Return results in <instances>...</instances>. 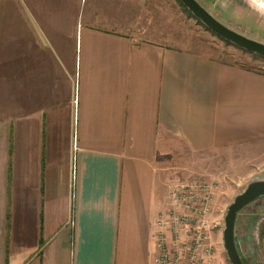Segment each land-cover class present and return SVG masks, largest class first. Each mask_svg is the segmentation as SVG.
I'll use <instances>...</instances> for the list:
<instances>
[{
    "label": "crops",
    "instance_id": "crops-1",
    "mask_svg": "<svg viewBox=\"0 0 264 264\" xmlns=\"http://www.w3.org/2000/svg\"><path fill=\"white\" fill-rule=\"evenodd\" d=\"M129 22L104 0H0V264H156L161 152L264 140V73Z\"/></svg>",
    "mask_w": 264,
    "mask_h": 264
},
{
    "label": "rangeland",
    "instance_id": "rangeland-1",
    "mask_svg": "<svg viewBox=\"0 0 264 264\" xmlns=\"http://www.w3.org/2000/svg\"><path fill=\"white\" fill-rule=\"evenodd\" d=\"M198 1L225 25L264 43V0ZM114 4L130 18L127 24L130 30L115 26L121 32L168 47L203 52L264 73V59L214 32L191 11L189 13L180 0H104L106 9L110 10ZM172 145L177 148L161 152L159 157L163 184L167 192L175 184L190 181L217 185L215 207L221 216L220 227L212 234L218 244L215 258L223 264H231L223 246L224 215L234 197L250 181L264 179V140L244 146L240 154L230 150L227 154L222 151L194 153L176 142L170 147ZM248 224L252 229L246 231ZM236 225V244L244 264H264V197L245 206L238 214Z\"/></svg>",
    "mask_w": 264,
    "mask_h": 264
},
{
    "label": "built area",
    "instance_id": "built-area-1",
    "mask_svg": "<svg viewBox=\"0 0 264 264\" xmlns=\"http://www.w3.org/2000/svg\"><path fill=\"white\" fill-rule=\"evenodd\" d=\"M216 188L215 183L199 181L171 188L169 209L157 221L156 264H215Z\"/></svg>",
    "mask_w": 264,
    "mask_h": 264
},
{
    "label": "water",
    "instance_id": "water-1",
    "mask_svg": "<svg viewBox=\"0 0 264 264\" xmlns=\"http://www.w3.org/2000/svg\"><path fill=\"white\" fill-rule=\"evenodd\" d=\"M197 18L214 32L250 52L264 56V43L247 37L222 23L210 13L198 0H180ZM264 197V179L250 181L246 188L234 197L224 215L222 230L223 246L231 264H244L237 248L235 238L236 219L239 212L256 199Z\"/></svg>",
    "mask_w": 264,
    "mask_h": 264
},
{
    "label": "trees",
    "instance_id": "trees-1",
    "mask_svg": "<svg viewBox=\"0 0 264 264\" xmlns=\"http://www.w3.org/2000/svg\"><path fill=\"white\" fill-rule=\"evenodd\" d=\"M181 2V1H180ZM181 4H182V6L189 12L190 10L181 2ZM190 13V12H189ZM255 57H260V58H262V59H264V56H261V55H259V54H257V53H255V52H251ZM248 69V68H247ZM250 70V69H249ZM260 73H262V72H260Z\"/></svg>",
    "mask_w": 264,
    "mask_h": 264
}]
</instances>
